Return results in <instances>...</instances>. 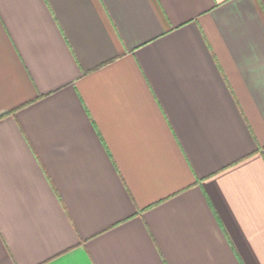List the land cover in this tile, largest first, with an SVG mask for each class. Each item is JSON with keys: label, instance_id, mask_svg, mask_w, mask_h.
I'll use <instances>...</instances> for the list:
<instances>
[{"label": "crops", "instance_id": "obj_1", "mask_svg": "<svg viewBox=\"0 0 264 264\" xmlns=\"http://www.w3.org/2000/svg\"><path fill=\"white\" fill-rule=\"evenodd\" d=\"M0 264H264V0H0Z\"/></svg>", "mask_w": 264, "mask_h": 264}]
</instances>
